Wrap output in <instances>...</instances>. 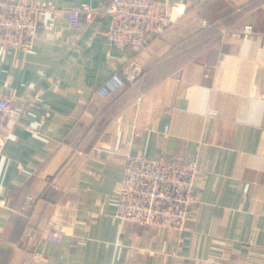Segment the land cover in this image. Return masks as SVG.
Here are the masks:
<instances>
[{"label":"crops","instance_id":"crops-1","mask_svg":"<svg viewBox=\"0 0 264 264\" xmlns=\"http://www.w3.org/2000/svg\"><path fill=\"white\" fill-rule=\"evenodd\" d=\"M23 1L47 10L31 50H0V93L25 104L0 153V264H264V0H166L185 14L139 51L108 16L70 25L109 0ZM127 155L196 161L183 230L116 218Z\"/></svg>","mask_w":264,"mask_h":264},{"label":"built area","instance_id":"built-area-1","mask_svg":"<svg viewBox=\"0 0 264 264\" xmlns=\"http://www.w3.org/2000/svg\"><path fill=\"white\" fill-rule=\"evenodd\" d=\"M46 10L23 0L0 1V50H31ZM185 11V4L166 0H109L102 10L82 4L68 10L67 17L70 25L77 27L97 16H108L107 40L117 48L139 51L149 44L154 33L176 24ZM203 25L215 26L205 21ZM227 31L221 29L223 34ZM245 32H251V26H246ZM122 76L116 88L133 81L134 72L123 71ZM24 105L23 100L0 93V153L7 141L9 121L24 114ZM197 174L194 160L180 164L165 158L125 156L122 179L114 194L116 218L166 232L183 230L197 202L193 190ZM28 208L24 206L22 212ZM63 235L56 226L48 240L59 244Z\"/></svg>","mask_w":264,"mask_h":264}]
</instances>
